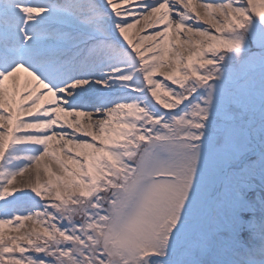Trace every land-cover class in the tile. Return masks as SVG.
Instances as JSON below:
<instances>
[{
    "label": "snow or ice",
    "instance_id": "1",
    "mask_svg": "<svg viewBox=\"0 0 264 264\" xmlns=\"http://www.w3.org/2000/svg\"><path fill=\"white\" fill-rule=\"evenodd\" d=\"M0 264H264V0H0Z\"/></svg>",
    "mask_w": 264,
    "mask_h": 264
},
{
    "label": "bare ground",
    "instance_id": "2",
    "mask_svg": "<svg viewBox=\"0 0 264 264\" xmlns=\"http://www.w3.org/2000/svg\"><path fill=\"white\" fill-rule=\"evenodd\" d=\"M136 38V36H135V34H134V39ZM147 46V45H146ZM45 106H48V105H45ZM249 198H254L253 197V194H249ZM242 215H243V218L245 219V220H249V219H251V213H242ZM249 237H250V233L249 232H247L246 230L245 231H243L242 233H241V238L243 239V240H245L246 242H247V240L249 239Z\"/></svg>",
    "mask_w": 264,
    "mask_h": 264
}]
</instances>
